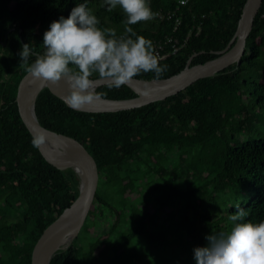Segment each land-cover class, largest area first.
<instances>
[{"label":"trees","instance_id":"obj_1","mask_svg":"<svg viewBox=\"0 0 264 264\" xmlns=\"http://www.w3.org/2000/svg\"><path fill=\"white\" fill-rule=\"evenodd\" d=\"M244 2L189 0L177 8L171 0H148L161 16L130 27L154 49L163 44V79L181 71L195 53L190 65L216 57L232 38ZM81 3L99 28L125 35L122 10L107 11L104 0H0V264H30L42 231L78 195V174L55 168L33 146L15 93L26 73L19 65L22 45L33 48L29 63L34 62L45 51L50 23ZM135 78L156 79L153 72ZM95 92L108 99L135 96L125 84ZM34 110L43 127L82 143L99 172L81 230L50 264H195L193 249L206 246L207 235L227 234L238 222L264 221V0L240 61L173 96L130 110L90 113L73 110L43 88ZM140 205L153 209L144 214ZM237 207L248 216L234 222L229 217ZM113 208L129 211L130 218L117 216L103 247L98 239L79 236L88 231L90 214ZM166 208L169 215L159 220Z\"/></svg>","mask_w":264,"mask_h":264},{"label":"clouds","instance_id":"obj_2","mask_svg":"<svg viewBox=\"0 0 264 264\" xmlns=\"http://www.w3.org/2000/svg\"><path fill=\"white\" fill-rule=\"evenodd\" d=\"M104 4L109 12L118 6L122 10L125 35L117 37L115 29L99 28L97 17L81 3L67 18L50 23L43 34V55L29 63L35 54L29 43L18 53L28 78L53 85L63 81L68 88L64 102L73 110H82L97 98L93 76L118 89L142 72H153L159 79L168 70L160 64L153 42L130 27L158 15L148 0H104ZM45 140L43 134H36L32 144L38 148ZM247 216L244 208L237 207L229 219L243 221ZM205 239L206 246L193 249L195 264H264V221L238 222L229 233L210 234Z\"/></svg>","mask_w":264,"mask_h":264},{"label":"water","instance_id":"obj_3","mask_svg":"<svg viewBox=\"0 0 264 264\" xmlns=\"http://www.w3.org/2000/svg\"><path fill=\"white\" fill-rule=\"evenodd\" d=\"M262 2L263 0H245L232 38L225 48L214 52L216 57L190 65L191 59L198 54L195 53L181 71L163 79L146 80L133 77L132 81L125 85L135 93L134 97L108 99L97 94L93 103L79 111L108 113L139 108L162 101L197 80L212 76L231 64L238 63L244 54L246 39ZM94 80V91L99 86L107 84L98 78ZM43 88H47L63 102L68 93L63 81L53 85L28 78L25 73L16 87L15 104L18 114L32 137L36 134H43L46 137L45 143L38 147L44 160L59 170L72 168L78 174L80 183L74 201L42 231L36 240L31 250L30 264H50L53 254L67 247L77 236L90 211L99 180L97 163L82 143L72 136L49 130L38 122L34 104Z\"/></svg>","mask_w":264,"mask_h":264},{"label":"rangeland","instance_id":"obj_4","mask_svg":"<svg viewBox=\"0 0 264 264\" xmlns=\"http://www.w3.org/2000/svg\"><path fill=\"white\" fill-rule=\"evenodd\" d=\"M146 193L147 192H144V194L137 195L138 199H141V197L144 196ZM144 199L146 202H148V203L150 202V197H145ZM148 207L153 209V207L151 205ZM148 207H144V206L140 205V208H138V209H141V211L144 212V214H147L148 210L150 209ZM117 209L113 208L112 212L107 211V210H103L101 212L100 210H97L95 213L90 214L89 221H88V225H89L88 228L89 229L86 233H84V232L80 233L79 236H82V239H85L87 241H90V238H92V240L98 239L99 241L98 242L96 241L98 243V247H103L102 241H103L104 237H108L106 234L107 230H108V226L113 225V223L117 220V216H120L121 218L122 217L125 218L128 216L127 214L129 213V211H127V210L121 211V213L123 214L122 215V214H120V212L115 213V211ZM168 210H169V208H166L165 210H163L164 214H160L159 220H161V218L162 219L164 218V220H166L167 217H163V215L168 216L169 215ZM117 211H119V209ZM128 217L130 218V216H128ZM116 227H117V229H119L118 225ZM13 249H15V247ZM128 250H129V246H126L123 248V251L126 253L128 252Z\"/></svg>","mask_w":264,"mask_h":264},{"label":"built area","instance_id":"obj_5","mask_svg":"<svg viewBox=\"0 0 264 264\" xmlns=\"http://www.w3.org/2000/svg\"><path fill=\"white\" fill-rule=\"evenodd\" d=\"M171 1H173L177 5V8H179V6H184L185 4H187L189 2V0H186V3L182 4L181 0H171ZM158 16H161L160 13H158ZM166 41L172 43L171 38H167ZM177 49L178 48H176L175 45H173V52L176 51ZM162 50H163V44L161 42H158L155 46V53L158 54L159 60L163 59L165 56L168 55V53L162 54Z\"/></svg>","mask_w":264,"mask_h":264}]
</instances>
